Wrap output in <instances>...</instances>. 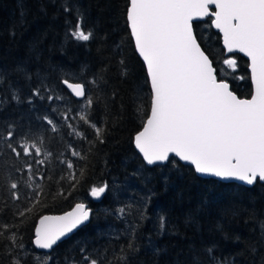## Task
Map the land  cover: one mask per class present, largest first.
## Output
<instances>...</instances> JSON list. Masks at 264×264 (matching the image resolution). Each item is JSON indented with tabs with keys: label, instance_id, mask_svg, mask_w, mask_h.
Masks as SVG:
<instances>
[{
	"label": "trees",
	"instance_id": "obj_1",
	"mask_svg": "<svg viewBox=\"0 0 264 264\" xmlns=\"http://www.w3.org/2000/svg\"><path fill=\"white\" fill-rule=\"evenodd\" d=\"M127 7L128 0H0V224L16 226L12 231L24 245L16 253L25 264H83L89 253L101 264H123L118 257L130 242L139 249L129 256L130 264H264V182L246 187L200 178L175 158L148 167L135 151L132 140L148 116L150 88L128 30ZM78 17H83L85 31L93 32L88 42L70 34ZM193 29L218 79L248 98L247 61L234 55L235 70L224 74L220 37L210 18L193 23ZM65 79L83 83L92 106L73 98ZM46 90L62 97L65 105L49 101ZM77 112H86L105 129L103 142ZM44 117L53 120L57 131ZM9 125L17 133L14 144L26 135L42 152L15 157L3 139ZM72 149L81 155L73 156ZM61 161H71L74 168ZM27 163L32 164L31 175ZM70 172L78 183L70 180ZM11 181L19 182L20 200L11 198ZM104 184L107 190L94 201L91 188ZM37 194L39 203L32 199ZM78 202L91 209L89 222L51 252L35 250L37 219L63 213ZM27 207L33 210L17 215ZM0 231V264H10L5 239L10 233Z\"/></svg>",
	"mask_w": 264,
	"mask_h": 264
},
{
	"label": "snow or ice",
	"instance_id": "obj_2",
	"mask_svg": "<svg viewBox=\"0 0 264 264\" xmlns=\"http://www.w3.org/2000/svg\"><path fill=\"white\" fill-rule=\"evenodd\" d=\"M210 5H215L217 10L210 12ZM209 15L214 17V26L223 33L227 50H238L250 58L254 84L251 98H240L226 80L218 79L212 59L198 42L193 20ZM126 21L135 49L146 65L150 85V115L143 130L135 136V146L144 160L151 165L168 161L170 154L174 153L194 165L196 172L201 174L236 179L247 185L264 182V0H128ZM70 34L81 42L93 38V32L85 31L83 27V17H78ZM223 63L233 70L236 68L235 59H226ZM19 70L23 71L22 68ZM62 83L75 97L84 98L86 107L92 106L93 100L86 95L83 83H70L68 79ZM46 91L49 101L62 99L53 97L51 90ZM34 95L39 97L40 89H36ZM13 98L18 99L15 95ZM63 117L67 121V112ZM44 119L53 132L57 131L52 119ZM80 120L88 124L96 138L103 142V127L92 123L86 112H81ZM68 127L72 126L69 124ZM72 131L77 136H84L74 128ZM16 135L15 129L9 125L3 137L15 157L42 152V146L26 135L20 136L14 144L12 141ZM71 154L81 155L75 149ZM61 162L66 163L68 169L74 168L71 161ZM37 163L44 164L45 161ZM24 167L31 175L32 164L27 163ZM69 178L79 182L74 172L69 173ZM37 187L42 193L43 187ZM9 188L11 198L20 200L19 182L11 181ZM107 188V184L94 186L91 196L99 198ZM59 194L62 195L63 191ZM32 199L40 202L38 194ZM32 210L27 207L17 215L24 217ZM119 211L123 215L124 209ZM90 215L91 209L78 203L62 216H43L35 230V245L52 249L62 237L88 221ZM160 221L163 228L164 217ZM15 227L0 224V229L10 233L5 237L10 242L6 245L11 256L10 264H25L16 253L24 245L18 242L16 232L12 231ZM261 230L264 232V225ZM3 235L4 231H0V236ZM127 248L128 251L122 249L123 254L118 257L123 264H130L129 256L139 251L131 242ZM50 259V256L46 257V260ZM82 261L83 264H101V259L92 258L90 253L83 255Z\"/></svg>",
	"mask_w": 264,
	"mask_h": 264
},
{
	"label": "water",
	"instance_id": "obj_3",
	"mask_svg": "<svg viewBox=\"0 0 264 264\" xmlns=\"http://www.w3.org/2000/svg\"><path fill=\"white\" fill-rule=\"evenodd\" d=\"M216 10H217V9H216L215 5H210V12H212V11H216ZM206 18H210V27H211L212 31L217 32V33L219 34V36H220V41H221V47H222V49L224 50V54H225V55L238 54V55L242 56V57L247 61V70H248V76H249V81H250V85H251V95H252V94L254 93V84H253V82H252V80H251L250 58L247 57V55H246L245 53L240 52V51H238V50H234V51H232V52H229V51L227 50V48L225 47V45H224V43H223V33H222L219 29H217V28L214 26V23H213V21H214V17H212L211 15H209V16H205V17H202V18L194 19V20H193V23H195V22H202V21H204ZM127 26H128V24H127ZM128 30H129V33H130V28H129V26H128ZM130 37H131L132 42H133V45H134V38L131 36V34H130ZM134 49H135V45H134ZM135 52H136V54L138 55V57L140 58V60L142 61L143 65H144V67H145V70H146V65H145V63H144L142 57L139 56V54H138V52L136 51V49H135ZM146 74H147V71H146ZM147 78H148V76H147ZM70 83H72V82H70ZM64 86H65V85H64ZM65 87H66V86H65ZM149 88H150V85H149ZM66 89H67V91L69 92V94H70L73 98L78 99V100L83 99V98H81V97H75V95L71 92L70 89H68L67 87H66ZM251 95H250L248 98H251ZM149 115H150V108H149L148 116H149ZM148 116L146 117V119H145V121H144V123H143L141 129H140L138 132H140V131L143 130V127H144V125H145V123H146V121H147ZM138 132H137V133H138ZM137 133H136V134H137ZM136 134L133 136V140H132L133 147H134L135 151L137 152V154L139 155V157L141 158L142 162H143L146 166H148V167H153V166H156V165H164V164L167 163V161H163V162H157V163H155V164H151V165L148 164V163L144 160V158H143V154H142V153L139 151V149L135 146V136H136ZM170 158H175V159H176L177 161H179L181 164H185V165L190 166V167L193 169L195 175L198 176V177H200V178H204V179H214V180H217V181H219V182H224V183H237V184H240V185H243V186H246V187H251V186H253V185H247V184H245L244 182L239 181V180H236V179H228V180H225V179H221V178H219V177L213 176V175H208V174H201V173H198V172H196V170H195V166H194V165H192L190 162H187V161H183V160H181V159H180L178 156H176L174 153H173V154H170L169 159H170ZM259 183H263V182H259ZM90 196H91V193H90ZM91 197H92V199H93L94 201H96V202H99V201H100V198H101V196H100L99 198H97V197H93V196H91ZM78 203H82V202H78ZM78 203H75V204H74L69 210H67V211H65V212H63V213H60V214H44V215L40 216V217L37 219L36 224H35V226H34V230H33V235H34V236H33V240H32V244H33V247H34L35 250L40 251V252H44V253H49V252H51V250H52L57 244H59L60 242H62V241L65 240V239H67L70 235H72L73 233H75L77 230H79L81 227L85 226V225L89 222V220L86 221L84 224H82V225L78 226L76 229H74L73 232L67 234L65 237H62L61 240L58 241L57 244L54 245L52 249H42V248H39V247H37V246L35 245V243H34V241H35V230H36V228L39 226V221H40V219H41L43 216H62V215H64L65 213L72 211V210L75 208V205L78 204ZM83 204H85V203H83ZM85 205H86V204H85ZM86 207H87V205H86ZM87 208H88V207H87ZM89 219H90V218H89Z\"/></svg>",
	"mask_w": 264,
	"mask_h": 264
},
{
	"label": "rangeland",
	"instance_id": "obj_4",
	"mask_svg": "<svg viewBox=\"0 0 264 264\" xmlns=\"http://www.w3.org/2000/svg\"><path fill=\"white\" fill-rule=\"evenodd\" d=\"M221 66H222V70H223V73L224 74H228V71H229V69H230V67L228 66V65H224L223 64V62H221ZM60 100V102H63V104L65 105V102L64 101H62L61 99H59ZM81 102H82V105H84V103H85V100L83 99H81ZM81 112H77V114H80ZM69 115V114H68ZM79 116V115H78ZM69 125V124H68ZM69 135H71V133L69 134ZM213 264H227V263H221V262H214Z\"/></svg>",
	"mask_w": 264,
	"mask_h": 264
},
{
	"label": "flooded vegetation",
	"instance_id": "obj_5",
	"mask_svg": "<svg viewBox=\"0 0 264 264\" xmlns=\"http://www.w3.org/2000/svg\"><path fill=\"white\" fill-rule=\"evenodd\" d=\"M221 45V44H220ZM222 48V47H221ZM223 50V49H222ZM223 56H224V59L222 60V62L224 61V60H226V59H234V55L232 54V55H225L224 54V50H223ZM224 64V63H223ZM224 65H226V64H224Z\"/></svg>",
	"mask_w": 264,
	"mask_h": 264
},
{
	"label": "bare ground",
	"instance_id": "obj_6",
	"mask_svg": "<svg viewBox=\"0 0 264 264\" xmlns=\"http://www.w3.org/2000/svg\"><path fill=\"white\" fill-rule=\"evenodd\" d=\"M72 83H76V82H72Z\"/></svg>",
	"mask_w": 264,
	"mask_h": 264
}]
</instances>
